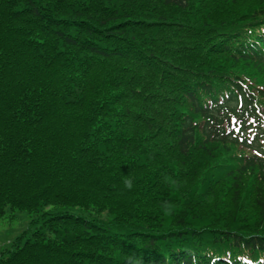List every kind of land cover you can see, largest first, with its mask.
<instances>
[{
	"label": "trees",
	"instance_id": "1",
	"mask_svg": "<svg viewBox=\"0 0 264 264\" xmlns=\"http://www.w3.org/2000/svg\"><path fill=\"white\" fill-rule=\"evenodd\" d=\"M7 211L0 264H264V0H0Z\"/></svg>",
	"mask_w": 264,
	"mask_h": 264
},
{
	"label": "rangeland",
	"instance_id": "2",
	"mask_svg": "<svg viewBox=\"0 0 264 264\" xmlns=\"http://www.w3.org/2000/svg\"><path fill=\"white\" fill-rule=\"evenodd\" d=\"M31 219L32 215L26 211H7L0 217V255L4 254L8 250L10 243L23 230L28 228Z\"/></svg>",
	"mask_w": 264,
	"mask_h": 264
},
{
	"label": "clouds",
	"instance_id": "3",
	"mask_svg": "<svg viewBox=\"0 0 264 264\" xmlns=\"http://www.w3.org/2000/svg\"><path fill=\"white\" fill-rule=\"evenodd\" d=\"M124 186H125L126 188H131V187H132V183H131V181H130V180H125V181H124Z\"/></svg>",
	"mask_w": 264,
	"mask_h": 264
}]
</instances>
